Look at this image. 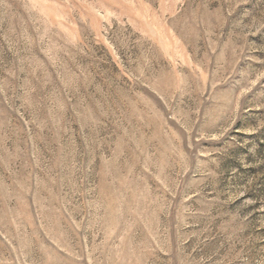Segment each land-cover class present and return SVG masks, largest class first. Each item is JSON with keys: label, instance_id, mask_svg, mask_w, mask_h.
<instances>
[{"label": "rangeland", "instance_id": "1", "mask_svg": "<svg viewBox=\"0 0 264 264\" xmlns=\"http://www.w3.org/2000/svg\"><path fill=\"white\" fill-rule=\"evenodd\" d=\"M0 264H264V0H0Z\"/></svg>", "mask_w": 264, "mask_h": 264}]
</instances>
